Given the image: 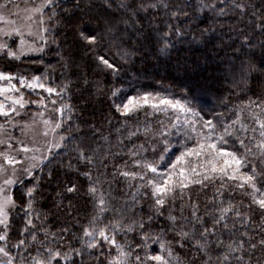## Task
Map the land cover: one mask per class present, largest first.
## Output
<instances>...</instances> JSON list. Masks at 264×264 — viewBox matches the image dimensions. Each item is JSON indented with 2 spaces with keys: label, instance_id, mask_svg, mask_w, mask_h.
<instances>
[{
  "label": "trees",
  "instance_id": "16d2710c",
  "mask_svg": "<svg viewBox=\"0 0 264 264\" xmlns=\"http://www.w3.org/2000/svg\"><path fill=\"white\" fill-rule=\"evenodd\" d=\"M164 2L167 3V8L161 6L140 14L142 26L130 40L125 35L123 42L118 38L113 43L105 35L96 51L107 55L119 65L120 71L117 74L109 70L102 71L97 67L93 53L85 52L79 46L74 30L81 17L85 20L89 17L103 19L114 13V9L105 8L104 0H57L55 11L58 15L55 20L48 21L47 14L50 9L45 10V18L49 25L45 34L48 41L45 50L40 54L28 55L19 60H10L6 57L0 59V70L4 72L30 78L39 75L42 82L51 87L68 85L67 91L62 96L56 97L57 108L66 104L71 109V111L65 109L63 115L60 114L59 117L62 124L58 129L59 136L63 135L68 139L35 170V176L39 178V186L34 204L35 212L40 217L38 220L34 219L37 228L43 225L50 232L57 233L61 228H69L63 243L65 249L70 246L81 247L77 237L81 235L82 226H87L97 211L88 192L89 181L81 175L86 165L76 159L77 146L102 147L105 154L111 151L113 155L106 157L108 167L102 169L107 176L101 179L105 181V190L111 193L112 205L116 208H123L126 204L131 205L132 196L135 194L141 201L136 205L135 211L140 213L142 208L143 212L147 213L152 203L150 188H140L137 191L135 185L142 183L141 181L114 175V169L146 172L148 178H158L159 182L163 183L167 178L166 174L171 171L168 164L183 150L185 139L183 136L170 135L169 151L164 152L165 145L160 142L162 138L155 135L162 127H168L179 115L181 122L185 119L198 120V129L203 120L209 119L219 129L235 120L238 112L240 122L250 124L249 111L245 109L247 98L264 95V74L253 71L247 74L246 79H242L238 70L233 71L234 65L238 69L241 60L248 59L244 53L249 50L246 47L241 49L245 34L252 35L256 45L250 53L256 65L264 60L259 47L264 43V33L252 30L255 21L252 13L264 10V0H239L240 3L248 5L245 14H241L233 7V0H164ZM114 3L119 4L120 0H114ZM157 3H160V0H157ZM212 4L215 8L204 7ZM80 26L96 27L95 23L92 25L85 23ZM165 33H167L166 38ZM53 40L55 43L52 42ZM165 42L168 45L167 50L161 51ZM120 52L128 53L126 59H121ZM113 88L121 89L120 96L134 95L139 90L151 92L154 96L159 94V98L180 100L182 103L187 97L191 102L190 106L203 119L193 117L191 113H180L178 109L168 108L166 112H156L151 107L122 116L112 107L113 101L120 102L111 95ZM35 91L36 99H40L41 96L46 97L42 95L46 93L43 90L37 88ZM236 127H239V124ZM145 128L149 131L145 132ZM132 132L136 135L129 136ZM196 140L193 134V138L186 143L189 147H193ZM140 145H144L145 150L140 151L136 157H130L129 151L138 150ZM224 146L239 149V144H234L232 140ZM239 150L243 152V149ZM161 155L164 156L162 161L159 160ZM133 159H146L157 163L158 173H151L142 165L137 169ZM196 159V157L186 158L193 164L196 163ZM69 163L72 167L68 166ZM183 166L188 165L184 163ZM179 167L180 165L177 166L176 174L172 176L173 182L181 179L178 175ZM49 171L52 172L51 177L48 175ZM95 175L93 170V176ZM33 183L35 181L28 177L12 190V195L17 200V207L12 210L9 217L7 243L10 248L22 238L21 232L26 222L24 211L20 207L21 192L25 191V186L30 187ZM109 184H111L110 189ZM72 185L76 186V191L67 192L66 188ZM218 187L219 181L215 186L209 184L203 188L201 185L189 183L188 187L182 190L177 187L174 192L175 198L172 199L170 196L169 203L174 205L177 215L182 205L185 215L191 212L192 205H197L199 212L205 214L215 207L219 199L227 202L229 198L233 203L239 204L243 201L240 207L243 211H248L246 206L249 200L243 194V190L237 189L230 196L229 189H222L223 197H217ZM145 192L148 193L147 196H143ZM252 207L253 220L258 222L260 210L255 205ZM167 208L168 205H165L166 210ZM104 215V222L107 223V218L114 213L106 212ZM161 220L162 218H156L153 221L155 230L163 227ZM229 223L231 225V221ZM251 229L252 226L249 227V231ZM23 237L28 238L29 233H23ZM223 238L227 240L228 235L225 234ZM43 239V233L39 232L33 248ZM117 239L122 242L126 240L132 243L133 247L139 241L135 233H130L127 237L118 236ZM151 250L158 252L159 246L153 244ZM11 251L14 256L17 255L16 249ZM92 251L97 253L96 249ZM109 251L115 255L114 249L104 245L98 259L95 255L75 257L76 264H107L110 259ZM177 251L188 252L186 248H177ZM257 255L260 253L257 252Z\"/></svg>",
  "mask_w": 264,
  "mask_h": 264
},
{
  "label": "snow or ice",
  "instance_id": "6c2138e0",
  "mask_svg": "<svg viewBox=\"0 0 264 264\" xmlns=\"http://www.w3.org/2000/svg\"><path fill=\"white\" fill-rule=\"evenodd\" d=\"M11 5V7H10ZM79 5H77L78 7ZM104 6L108 10H115L109 16L103 19L98 17H89L85 20L80 18L74 26V30L79 41V46L85 52L93 53V58L97 67L103 70H109L113 74L120 71V67L113 59L107 55L97 53L107 35L115 43L119 38L123 42V37L128 36L129 40L140 31L142 26L141 13H147L151 9H158L161 6L167 8L164 0H120L115 4L114 0H104ZM204 7L215 8V5H204ZM233 7L241 14L248 11V5L240 3L239 0H233ZM50 9L47 14V20H55L58 13L55 11V0H41L37 5L31 0L30 6L23 9L26 15L23 17L25 23L17 25L15 21L9 19L11 16H19L20 7L13 3V0H2L0 2V56L9 59L19 60L27 51H43L40 46L33 47L23 38L24 30L27 29V35L32 36L31 27L36 24L44 32L48 29L43 27L45 24V10ZM180 11V10H177ZM223 11V10H221ZM176 13H173L175 15ZM255 21L252 24V30H259L264 33V10L259 13L253 12ZM59 23V21H57ZM87 23L96 27H81V24ZM123 26V28L121 27ZM178 31V30H177ZM165 38L167 33L164 34ZM13 37L19 38V44ZM46 44L48 41L44 36L40 37ZM9 40L12 43H9ZM55 43V41H52ZM119 50V45H116ZM167 43H163L161 51L167 50ZM247 48L249 52L244 53L248 57L247 61L241 60L238 69L235 65L233 71L238 70L242 79H246L247 74L257 71L264 74V60L257 66L253 57L250 55L256 47L253 37L250 34L243 36L241 49ZM261 54L264 56V43L259 45ZM128 53L120 52L121 59H126ZM240 57H237L239 59ZM0 81H6V86H0V116L5 118V123L0 124V264H76L75 257L83 258L85 255L96 256L104 245L109 249L115 250V255L109 251L107 264H264V95L248 97L245 103V109L249 111L250 124L240 122V113H237L236 119L221 128L213 123L212 120H203L200 128H197L198 120L185 119L180 121L177 115L175 120L168 127H162L155 135L161 137V143L165 145L163 151H169L168 145L170 135L183 136L185 143L183 150L175 157L174 161L168 164L171 170L163 183L158 178H148L146 172L129 171L114 169V175L125 178L138 179L142 183L135 185L137 191L140 188H150L151 206L147 213L141 208L140 213L135 211L136 205L141 201L135 194L132 196V204H126L123 208H116L111 203V193L105 190V181L101 177H106L107 173L102 169H107L108 163L106 157L113 155L111 151L104 153L102 147L87 148L77 146L76 159L86 165V169L81 173L89 181L88 192L92 197L93 206L97 209L96 213L90 219L87 226H82L81 235L77 237L81 247L70 246L68 249L63 247L66 233L69 228H61L60 231L50 232L41 225L39 228L34 223V219H40L35 212L34 204L36 201L39 178L35 176V170L43 163L47 157L44 155L31 157L25 154L32 151L23 141L15 138L8 131V126L15 129V117L20 115V109L25 108L28 103H35L44 108L53 106V111L63 115L65 109L71 111L68 105H62L59 108L55 106L58 103L56 97L62 96L67 91L68 85L51 87L42 82L39 75H33L30 79L24 75L13 74L11 72L0 71ZM16 81V82H14ZM18 82V84H17ZM19 85V87H18ZM41 89L48 94L47 97L41 96L38 101H27L21 88ZM121 89L113 88L111 95L120 102L113 101L112 107L122 116H127L133 111L151 107L156 112H166L168 108L179 110L180 113H191L193 117H199L191 106V102L185 97L184 102L168 98H159V94L137 90L136 94H124L120 96ZM14 93L15 95H7ZM194 98V97H193ZM8 101L9 103H5ZM241 112L243 109L240 110ZM43 116V112L38 113ZM70 118V117H69ZM48 130L42 133L47 137L49 130L54 135H59L57 129L62 127L60 121H43ZM239 124V127L236 125ZM30 125H24L21 128L23 132ZM173 129L175 131H173ZM149 129L145 128V132ZM197 138L196 144L189 147L186 141ZM136 135L135 132L129 133V136ZM155 138V137H154ZM13 139H17L21 144L20 149H16ZM68 138L60 135L55 147H59L62 142ZM230 140L234 144H239V149L226 148ZM153 150L155 146L153 145ZM49 153L51 149H46ZM145 150L144 145H140L138 150H130L128 155L136 157L139 152ZM36 151H40L36 149ZM15 153V154H13ZM188 157H196V163L193 164ZM159 160H164L161 155ZM187 163V167L183 166ZM134 166L139 169L141 165L151 173H158L157 163L148 160L133 159ZM179 167V181L173 182L172 176L176 174ZM72 167L71 163L68 165ZM42 170V169H41ZM95 170V177L93 176ZM49 177L52 172L49 171ZM24 177L32 178L35 183L30 187L25 186V191L21 192L20 207L24 211L26 218L25 227L22 229L20 238L11 248L8 246L9 217L17 207V200L9 192V188L17 183H22ZM187 181V183L185 182ZM219 181V187L216 189L217 197H223L222 189H229V195L237 189L243 190V194L248 197L249 203L246 206L248 211H243L240 207L243 201L233 203L229 198L227 202L219 199L213 209L205 214L199 212L197 205H192V210L188 215L184 214L183 205L176 214L173 204L169 203V197L174 199V192L177 187L181 190L188 187L189 183L207 187L209 184L215 186ZM131 186V185H130ZM111 184H109V189ZM71 193L76 191V186L72 185L66 188ZM148 193H143L147 196ZM165 205H168L167 210ZM253 205L260 210V219L258 222L253 220ZM131 211V215H129ZM112 212L113 216L107 218L104 222L105 213ZM156 218H162L163 227L155 230L153 221ZM231 221V225L230 222ZM210 222V223H209ZM239 225V227H238ZM252 226L251 231L249 227ZM243 229V230H241ZM42 232L44 239L39 241V245L33 248L38 240V233ZM23 233H29L28 238L23 237ZM130 233H135L139 241L133 247L132 243L120 241L118 236L127 237ZM228 235L225 240L224 235ZM159 246V251L151 250V245ZM177 248L187 249V253L177 251ZM11 249L17 250V255H13ZM93 249L97 253H93ZM257 252L260 255H257ZM190 253V255L188 254Z\"/></svg>",
  "mask_w": 264,
  "mask_h": 264
},
{
  "label": "rangeland",
  "instance_id": "374dc122",
  "mask_svg": "<svg viewBox=\"0 0 264 264\" xmlns=\"http://www.w3.org/2000/svg\"><path fill=\"white\" fill-rule=\"evenodd\" d=\"M57 0H55L56 3ZM62 1V0H60ZM41 0H34L35 4H39ZM14 4L19 5L20 7V13L19 16H11L9 19L16 22L17 25H23L25 23L23 17L26 15V13L23 11L26 7L30 6L31 0H13ZM11 7V5H10ZM3 23H0V27H3ZM48 23L45 18V24L43 27L48 28ZM31 31L33 33L32 36L27 35V29L24 30L23 38L28 42V44H31L33 47L40 46L43 48V51L46 48V44L43 40L40 39L41 36L45 37L46 32L42 30L41 27H38L36 24H33L31 27ZM46 38V37H45ZM13 39L16 41V44H19V38L13 37ZM9 43H12L11 40H9ZM43 51H27L24 55L21 56L25 57L28 55H36L40 54ZM4 56H0V59ZM9 59V58H7ZM11 60V59H10ZM14 60V59H13ZM1 69V68H0ZM2 71V70H0ZM30 79V77H28ZM16 82V81H14ZM18 84V82H17ZM0 86H6V81H0ZM19 87V85H18ZM20 91L24 94V99L27 101H38L39 99H36L35 90L28 89V88H21ZM7 95H15L14 93H8ZM42 95L48 96L47 93H43ZM4 97L0 96V100H3ZM5 103H9L8 101H5ZM56 107V106H55ZM57 108V107H56ZM53 106L49 104L47 108H44L38 104L35 103H28L25 105V108L20 109V115L15 117L16 124L18 125L15 129H13L11 126H8V131L12 133V135L15 138H18V140L23 141L26 146H28L32 151L25 154L23 152L20 153L21 156L27 155L31 157L32 155L40 156L44 155L47 157V159L50 157V155L57 151L59 147H55V143L59 140V135H54L50 130L47 137L43 136L42 133L48 128L44 125L43 121L49 120V121H59L60 113L57 111H53ZM43 112V116L39 115L38 113ZM5 123V118L0 116V124ZM30 125L28 129H25L23 132L21 131L22 126L24 125ZM58 133V129L56 130ZM17 139H13V144L16 149L21 148V144L18 142ZM50 148L51 152L49 153L46 149ZM36 149H39L40 151H36ZM2 150V149H0ZM15 154V153H13ZM45 159L43 163L47 160ZM42 163V164H43ZM41 164V165H42ZM40 165V166H41ZM39 166V167H40ZM38 167V168H39ZM37 168V169H38ZM36 169V170H37ZM28 177H24L23 179H26ZM18 184V183H17ZM12 185L9 188L10 194H12L13 188L17 185ZM9 234V230H8ZM3 242H0V245H2ZM0 259H5L4 257L0 256Z\"/></svg>",
  "mask_w": 264,
  "mask_h": 264
}]
</instances>
